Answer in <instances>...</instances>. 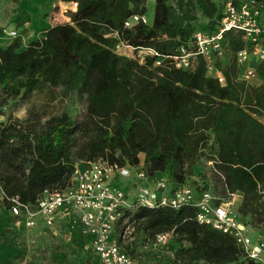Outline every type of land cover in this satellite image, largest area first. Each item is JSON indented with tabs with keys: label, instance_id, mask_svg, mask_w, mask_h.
<instances>
[{
	"label": "trees",
	"instance_id": "obj_1",
	"mask_svg": "<svg viewBox=\"0 0 264 264\" xmlns=\"http://www.w3.org/2000/svg\"><path fill=\"white\" fill-rule=\"evenodd\" d=\"M59 1L76 3L66 11L67 21L45 26L23 47L15 38L0 48V104L46 86L75 97L83 112L0 122L5 192L33 203L43 188L66 186L75 163L97 158L138 166L145 176L158 172L172 188L188 184L197 192L209 188L203 162L210 161V189L239 194L237 217L258 227L264 221V60L255 64L257 84L235 79L232 57L215 62L223 85L205 74L200 57L186 69L154 65L195 29L213 30L221 1L152 0L150 23L129 28L123 21L145 16L147 0ZM225 39L231 52L243 46L238 33ZM118 41L157 55L138 62L115 50ZM194 213L190 205L124 210L115 230L130 226L131 240L117 241L144 264L138 249L155 233L171 230L173 264H258L244 258L230 236L197 223Z\"/></svg>",
	"mask_w": 264,
	"mask_h": 264
},
{
	"label": "built area",
	"instance_id": "obj_2",
	"mask_svg": "<svg viewBox=\"0 0 264 264\" xmlns=\"http://www.w3.org/2000/svg\"><path fill=\"white\" fill-rule=\"evenodd\" d=\"M220 1L221 15L213 30L195 29L185 44L179 45L171 55L156 58L154 65L168 62L175 68L186 69L195 57H200L204 63L205 74L223 85L224 77L215 62L227 50L233 59L235 79L245 84H257L255 64L264 60V0ZM75 6V2H67L69 10H74ZM138 21L148 23L143 15L134 14L126 18L122 26L129 28ZM228 32L240 35L243 42L241 48L230 51L225 39ZM112 35L116 36V32H112ZM16 36L15 30L0 26L1 39H14ZM118 46L135 52L134 59L138 62L145 55H157L147 47L134 51L123 41L115 44V50ZM210 163L203 162L204 166H210ZM131 175L134 179L146 178L138 166L119 165L100 158L78 161L73 166L66 186L43 188L33 203L22 202L17 195L7 194L0 182V213L7 211L14 217L15 223L20 222L27 228L35 227L39 217L45 227L51 228L56 213L68 208L75 214L78 232L97 258V264H139L137 259L124 251L116 238L119 236L122 239L124 234L126 236L130 233L127 226L119 234L115 230L123 211L136 207L176 209L190 205L195 208L194 219L197 223L209 225L212 229L230 236L244 258L264 264V239H251L247 227L234 213L237 193L225 192L220 195L210 188L195 192L188 184L172 188L164 177L154 179L149 185H135L133 190L124 189L119 181L127 180ZM191 180H195L194 177ZM261 193L264 196V189ZM171 237V230L158 232L146 244L160 253L166 252L172 260Z\"/></svg>",
	"mask_w": 264,
	"mask_h": 264
},
{
	"label": "rangeland",
	"instance_id": "obj_3",
	"mask_svg": "<svg viewBox=\"0 0 264 264\" xmlns=\"http://www.w3.org/2000/svg\"><path fill=\"white\" fill-rule=\"evenodd\" d=\"M55 1L56 0H0V26L8 30H15L17 33L16 38L20 41V47H23L24 43L21 41V37H24L30 31L37 32L47 26L49 23L47 15H49L51 24L68 20L66 11L69 9L66 7L65 9L59 10V7L54 3ZM145 4V16L150 22L152 18V2L151 0H147ZM18 15L26 18L25 22H28V28L24 26V22L19 23L15 20ZM12 40L13 38L4 39L1 45L8 44ZM116 51L130 58H136V53L130 52L125 47L118 46ZM231 57V53L224 50L220 62L227 64L231 60ZM60 111H66L71 116H75L80 115V113L83 112V108L82 104L77 101L75 97L62 96L57 88L44 86L34 90L26 99L8 98L1 103L0 122L9 119L12 120L14 118L25 119L31 117H38L42 120L46 116L57 114ZM203 172L207 176L208 187L210 188L212 176H210L206 166L203 168ZM150 178H152V176H146L145 179L152 180ZM212 179L215 182V179ZM123 180L124 179H121L119 184L125 189L127 185L123 184ZM132 188L131 186L128 187L129 190ZM216 191L218 192V189H216ZM235 199L234 213L236 214V207L241 199L240 195L237 194ZM127 227L131 232V227L128 225ZM251 228H257V226ZM50 238L51 237L47 235L44 229L27 228L20 222L15 223L14 220L6 226L0 225V263L59 264V262H61L62 264H79L76 262L78 253H69L68 245L65 249L60 248L61 251L53 252L56 248L51 246L52 243H50ZM121 240L123 243H126V241L131 240V237H129V234L126 236L124 234ZM58 254L60 256L59 260L57 257ZM137 255L139 256L137 258L143 259L146 263L154 262L158 257L157 260L164 261V264H173L169 262L171 259L166 252L160 253L147 244L138 249ZM74 256L76 261L73 260ZM194 264L204 263L196 262Z\"/></svg>",
	"mask_w": 264,
	"mask_h": 264
},
{
	"label": "crops",
	"instance_id": "obj_4",
	"mask_svg": "<svg viewBox=\"0 0 264 264\" xmlns=\"http://www.w3.org/2000/svg\"><path fill=\"white\" fill-rule=\"evenodd\" d=\"M152 2V0H151ZM58 7L59 10L60 9H65L67 7V2H61L59 0H56L54 2ZM53 6V4H52ZM58 10V11H59ZM63 11V10H62ZM47 19H48V25H51L50 23V19H49V15H47ZM150 23V22H149ZM24 26L26 28H28L29 24L28 22H24L23 23ZM39 31L34 32V31H30L28 32L24 37H21L24 43V45L29 41V39L36 37L39 35ZM4 39L0 38V45L3 43ZM7 45V44H5ZM5 45H1L2 47H4ZM155 175V176H154ZM161 177L160 174L158 172H155L152 175V180H140V179H134L132 178V175L127 179V180H123V184H126L127 186H125L126 188H128L129 186L134 187L135 185H149L151 184V182L156 179ZM142 182V183H141ZM264 189V188H263ZM133 190V188L131 189ZM14 217H12L7 211H2L0 213V225H8L10 222H13ZM37 223L35 225V229H44L47 233V235H49L51 238V246L53 248H56L55 250H53V252L56 251H61L60 248H66V246H69V253H78V259L76 261L75 256L73 257V260H75L77 263L79 264H97V258L92 254V252L90 251L89 245L86 242L85 238L82 237L79 232H78V226L76 225V221H75V214L73 213V211H71L68 208H64L59 210L56 215H55V220L53 222V225L51 228H47L44 226V224L42 223V220L38 217L36 219ZM247 233L249 234V236L251 237V239H255V238H263L264 239V221L257 227V228H250L247 227ZM56 243V244H55ZM55 244V245H54ZM58 260L60 259L59 254L57 255ZM71 259V258H70ZM84 260V261H83ZM59 264H62L61 262H59Z\"/></svg>",
	"mask_w": 264,
	"mask_h": 264
},
{
	"label": "bare ground",
	"instance_id": "obj_5",
	"mask_svg": "<svg viewBox=\"0 0 264 264\" xmlns=\"http://www.w3.org/2000/svg\"><path fill=\"white\" fill-rule=\"evenodd\" d=\"M143 17H144L145 21L148 22V20L146 19V17L145 16H143Z\"/></svg>",
	"mask_w": 264,
	"mask_h": 264
}]
</instances>
